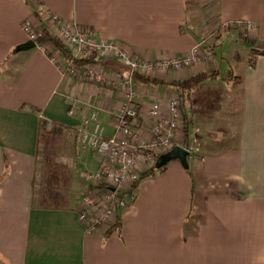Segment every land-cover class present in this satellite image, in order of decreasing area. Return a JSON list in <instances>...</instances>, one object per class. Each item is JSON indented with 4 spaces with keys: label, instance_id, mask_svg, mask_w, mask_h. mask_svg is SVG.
Returning <instances> with one entry per match:
<instances>
[{
    "label": "crops",
    "instance_id": "0c3cea01",
    "mask_svg": "<svg viewBox=\"0 0 264 264\" xmlns=\"http://www.w3.org/2000/svg\"><path fill=\"white\" fill-rule=\"evenodd\" d=\"M39 6L148 60L179 55L229 31L252 45L236 40L243 51L238 73L222 76L236 86L222 121L202 120L190 133L182 101L183 125L174 142L183 147L194 142L188 166L171 159L142 178L133 199L117 207L119 225L108 235L102 227L87 231L78 218L87 170L77 166L98 162L74 135L70 161L61 163L54 155L62 165L65 195L49 205L39 198L40 118L73 132L95 105L110 134L120 105L119 95L102 82L79 83L36 44L20 47L28 40L22 21L33 18ZM42 25L53 32L49 16ZM96 58L103 74L123 70L110 56ZM212 68L200 59L146 75L180 80ZM133 85L143 94L141 116L133 121L138 144L151 137L149 103L157 98L165 109L177 92L166 82L133 79ZM190 98L192 93L187 100L193 109ZM68 99L77 102L71 116ZM150 164L136 162L139 170ZM0 264H264V0H0Z\"/></svg>",
    "mask_w": 264,
    "mask_h": 264
},
{
    "label": "built area",
    "instance_id": "2783aa9c",
    "mask_svg": "<svg viewBox=\"0 0 264 264\" xmlns=\"http://www.w3.org/2000/svg\"><path fill=\"white\" fill-rule=\"evenodd\" d=\"M48 16L54 23L53 33L70 51L72 57H88L92 52L96 55L103 54L114 58L123 70L103 74L98 71L95 62L79 65L72 59L65 58L49 42L36 43L42 33V20ZM22 28L28 39L39 49L47 51L61 73L74 77L79 83L102 82L120 97V105L113 122L114 129L110 134L104 132V125L97 118L98 107L94 105L82 117L74 136L81 148L96 154L98 162L95 170L83 173L86 189L81 195L78 218L87 231L99 227L106 228L113 222L117 207L133 199L135 184L144 171L137 168V160L141 158L142 161L151 163L150 166L153 165L154 155H159L176 144V130L183 125V112L177 96L172 95L168 99L165 109L161 108L157 98L153 99L147 110L153 119L150 127L151 137L149 141L135 143L137 134L133 121L141 116L139 106L143 94L134 87L133 74H146L156 68H184L192 62L209 57L210 54L197 42L189 51L179 55L148 60L128 52L117 40H97L90 28L75 25L56 14L49 15L44 6L35 10L33 18H25ZM76 108V100L68 99L67 114L73 115ZM184 148L188 154L196 151L194 142L188 143Z\"/></svg>",
    "mask_w": 264,
    "mask_h": 264
},
{
    "label": "trees",
    "instance_id": "16d2710c",
    "mask_svg": "<svg viewBox=\"0 0 264 264\" xmlns=\"http://www.w3.org/2000/svg\"><path fill=\"white\" fill-rule=\"evenodd\" d=\"M216 31L217 34L215 37L218 38L221 33L218 32L219 28H217ZM35 42H49L54 47H56L65 58L72 59L76 64L79 65L97 61L96 54L94 52H92L88 57H72V54L62 44L60 39L44 26L42 27V33L40 34V36H38ZM199 42L202 45L203 49L208 53L212 52L213 46L217 43L215 39L209 44L203 42L202 40H199ZM250 64H253V59L250 60ZM218 74V69L212 68L209 70H199L180 80L171 79L165 81L138 72H135L133 74V78L136 81L142 83L166 82L170 84L172 88L177 92L176 96L178 97L181 106L182 101L187 100L190 97L192 91L201 88L207 81L217 78ZM38 130L37 151L41 157L40 169L42 173V179L40 180L41 183L39 184V198L45 204L49 205L48 203H58L63 198V195H65L64 186H66V180H64L65 178L62 173V165L54 161V153L56 152V150L53 149V145L67 146L69 149H72L73 144L71 142V136H75V131L72 132L71 128H69L67 125H63L58 122L50 124L43 117L40 118ZM185 137L186 133H184L183 135V138ZM163 166L155 168L153 164L149 167V169L142 171L139 180L135 184V187L138 185L139 181L142 178L153 175L155 170H159ZM118 225L119 219L118 215L116 214L113 222L105 228L104 235H108L113 229L118 227Z\"/></svg>",
    "mask_w": 264,
    "mask_h": 264
},
{
    "label": "rangeland",
    "instance_id": "374dc122",
    "mask_svg": "<svg viewBox=\"0 0 264 264\" xmlns=\"http://www.w3.org/2000/svg\"><path fill=\"white\" fill-rule=\"evenodd\" d=\"M200 15L201 12H198L197 17ZM207 32H209V35L206 37L212 39V33L209 30ZM236 40L243 46L251 49V43L240 37L237 31H229L221 35L216 45L213 46L212 52L209 53V57L202 58L210 61L211 65L218 69L219 74L216 79L210 80L200 89L192 91V98L190 100L194 102L193 109L189 105L191 101L186 100L184 103V109L188 113V130L190 133L194 132L196 125L200 124L202 120L209 119L213 122L222 121L221 112L225 111L226 113L230 109L232 93L236 86L227 82L222 76L227 75L231 71L234 73H238L239 71V57H241L240 54H242L243 47L236 44ZM174 95L176 96V94ZM227 116L225 118L226 120ZM53 149L56 150L54 153L56 160L64 164L67 159L70 161V155L73 154V151L67 146L53 145ZM40 161L41 157L39 155L38 162ZM77 168H85L87 171H93L96 168V164L94 161L87 160V162H80ZM38 169L40 170V165H38Z\"/></svg>",
    "mask_w": 264,
    "mask_h": 264
},
{
    "label": "water",
    "instance_id": "95a60500",
    "mask_svg": "<svg viewBox=\"0 0 264 264\" xmlns=\"http://www.w3.org/2000/svg\"><path fill=\"white\" fill-rule=\"evenodd\" d=\"M33 44H34V42L31 39H28L27 41L22 43L20 45V47L26 48V47L32 46ZM187 154H188L187 149H185L181 145L175 144L170 149H168L167 151H165L163 153H160L157 156V158L154 162V166L156 168H159V167L163 166L164 164H166L171 159L177 158L184 167H187L188 166L187 159H186Z\"/></svg>",
    "mask_w": 264,
    "mask_h": 264
}]
</instances>
